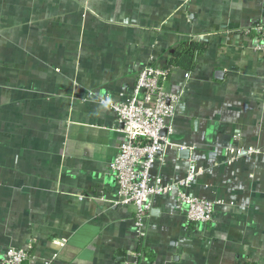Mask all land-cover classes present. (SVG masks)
Wrapping results in <instances>:
<instances>
[{
	"label": "crops",
	"instance_id": "obj_1",
	"mask_svg": "<svg viewBox=\"0 0 264 264\" xmlns=\"http://www.w3.org/2000/svg\"><path fill=\"white\" fill-rule=\"evenodd\" d=\"M261 24L264 0H0V261L21 248L35 264H133L141 250L140 264H264V154L228 152L264 149V63L244 34ZM192 41L190 78L175 68L165 84L181 106L161 174L181 179L191 157L205 169L191 194L226 204L198 230L158 197L141 245L133 209L109 203L121 135L100 101Z\"/></svg>",
	"mask_w": 264,
	"mask_h": 264
},
{
	"label": "built area",
	"instance_id": "obj_2",
	"mask_svg": "<svg viewBox=\"0 0 264 264\" xmlns=\"http://www.w3.org/2000/svg\"><path fill=\"white\" fill-rule=\"evenodd\" d=\"M251 32L256 38L254 50L264 63V24L246 29L244 34ZM173 69L157 64L151 58L138 72L127 93L120 94L117 100L103 97L100 101L114 115L117 131L121 135L116 156L108 165L114 183L109 203L133 209L132 223L140 244L147 236L150 211L158 197L174 194L183 209L186 223L198 230L212 225L215 211L226 204L222 198L208 200L191 194L192 183L205 172L191 157L187 160V168L181 179L167 182L162 178L165 153L170 147L169 136L173 133V121L181 101L180 93L165 89ZM183 77L187 81L190 72L185 71ZM228 152L233 161L244 155L264 154V149L232 148ZM132 256V263L140 264L144 251ZM251 263L258 264L254 259ZM0 264L35 262L27 250L8 248L3 252ZM45 264H52V261Z\"/></svg>",
	"mask_w": 264,
	"mask_h": 264
},
{
	"label": "trees",
	"instance_id": "obj_3",
	"mask_svg": "<svg viewBox=\"0 0 264 264\" xmlns=\"http://www.w3.org/2000/svg\"><path fill=\"white\" fill-rule=\"evenodd\" d=\"M202 49L203 46H200V43L192 41L184 49L175 50L165 65L171 68L191 71Z\"/></svg>",
	"mask_w": 264,
	"mask_h": 264
},
{
	"label": "water",
	"instance_id": "obj_4",
	"mask_svg": "<svg viewBox=\"0 0 264 264\" xmlns=\"http://www.w3.org/2000/svg\"><path fill=\"white\" fill-rule=\"evenodd\" d=\"M180 106H181V103H180ZM180 106H179V108H180ZM187 154H188V150H181V152H180L181 156L184 155L186 157Z\"/></svg>",
	"mask_w": 264,
	"mask_h": 264
}]
</instances>
